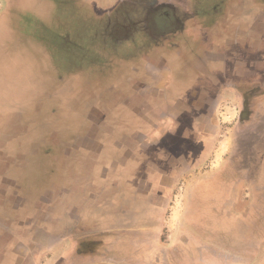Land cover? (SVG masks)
I'll return each mask as SVG.
<instances>
[{
  "label": "rangeland",
  "instance_id": "1",
  "mask_svg": "<svg viewBox=\"0 0 264 264\" xmlns=\"http://www.w3.org/2000/svg\"><path fill=\"white\" fill-rule=\"evenodd\" d=\"M220 1L0 0V104L4 105V109H0V172L5 169L7 160L15 168L28 164L29 172L42 163L40 173H30V178L26 174L22 176L30 179L31 188L35 189L31 200L35 202L44 192L47 198L51 197L53 179L47 180V173L70 166L71 160L64 157V152L72 147L64 140V133L59 136L60 150L55 154L60 157L62 151L63 162L53 170L51 150L58 144L53 140L56 130L53 125L39 124V117L48 111V105L43 107L40 103L43 93L39 91L53 84L58 70L68 74L75 69L82 72L85 60L92 65L94 72L90 75L98 85L102 67L105 75L109 73L106 70H110V76L116 71L114 61L124 52L122 48L129 45L121 43L124 38L140 37L142 43L138 49L142 53L166 55L171 46L170 42L166 44L167 40L183 36L189 43L192 36L201 33L203 26H199V22L212 26L216 14L211 8L217 2L221 4ZM248 17L244 15L239 24L247 22ZM175 42L173 46L181 51ZM171 58L167 61L171 62ZM45 59L50 61L45 62ZM167 67L176 71L175 67ZM237 67L244 69L241 65ZM240 80L237 77L235 82L239 84ZM189 85L192 87L193 82ZM250 85H243L245 101L258 95L249 92L253 88ZM205 97L208 107L215 105L209 93ZM25 100L27 103L23 105ZM224 101L226 104L206 108L205 115H201L205 128L199 131L200 137L211 135L207 146L202 147L200 156L205 154V158L196 159L202 143L196 142L198 134L192 125L177 126V129L171 125L156 126L157 134L163 137L170 134L168 130L175 128V131L161 141L160 146L149 149V155L156 154L155 149H158L159 155H167L165 161H160L159 170L164 172L179 166L180 173L178 188L173 192L177 205L166 209L157 236L142 238L143 245L158 246L151 259H146L151 260L148 264H264V116L261 113L264 106L253 107L251 103L250 107L234 109L233 99L225 97ZM10 106L12 110L9 109L7 115L6 107ZM195 111L191 109L189 116ZM212 112L215 126L212 125L214 118L212 122L209 120ZM92 130L95 135L102 131L96 126ZM89 144L91 142L86 146ZM77 147L80 153L82 146ZM98 149L95 144L94 151ZM46 154V161L50 163L44 165L43 155ZM186 154L190 157L186 158ZM99 174L96 168L93 172L96 186ZM22 179L18 178L23 184ZM39 181L46 183L34 185ZM30 192L25 190L24 194L28 196ZM124 196L119 191L115 194L120 201ZM66 197L74 199L63 206L67 211L62 210V214L70 217L78 197L70 194ZM37 201L33 202L32 209L40 205ZM85 203L86 211L77 222L79 233L85 229L90 233L101 232L109 225H117L116 217H108L107 211H103L100 198L90 197ZM32 209L29 213L34 215ZM170 214L173 219L167 220ZM64 215H59L66 225L63 234L64 229L68 232L71 228L68 225H74ZM44 218L45 223H50L48 214ZM89 243L94 245L91 248L93 260L118 255L116 249L101 254L103 246L107 245L102 233L89 237Z\"/></svg>",
  "mask_w": 264,
  "mask_h": 264
},
{
  "label": "crops",
  "instance_id": "2",
  "mask_svg": "<svg viewBox=\"0 0 264 264\" xmlns=\"http://www.w3.org/2000/svg\"><path fill=\"white\" fill-rule=\"evenodd\" d=\"M224 2V7L217 2L211 8L216 14L213 25L209 27L199 22V26H203L201 33L192 36L189 43L183 36L167 40L166 44L170 42L171 46L166 55L142 53L138 49L142 43L140 37L124 38L121 43L129 45L122 48L124 52L114 61L116 71L110 76V70H106L109 73L105 75L102 67L98 85L90 75L94 72L90 68L92 65L85 60L82 72L75 69L68 74L58 70L53 84L39 91L43 93L40 103L43 107L48 105L46 115L39 117V124L54 126V142L60 141L59 136L64 133V140L73 148L66 150L64 157L71 162L63 170L52 171L53 177L51 171L47 173V180L53 179L50 182L52 196L47 198L44 192V196L36 200L40 205L32 209L36 201L30 196H35V189L31 188L30 179L25 180L23 176L26 174L30 178V173L43 171L42 163L29 172L28 164L15 168L12 162L6 161L5 169L0 172V264L151 263L146 259H151L158 246L143 245L142 238L157 236L166 209H174L172 205H177L173 192L178 188L180 173L179 166L169 171L159 170L160 161H165L167 155H159L158 149H155L156 154L149 155V149L160 146L161 141L175 131L172 128L167 132L170 134L163 137L157 134L156 126L171 125L177 129V126L192 125L198 134L196 142L202 143L196 159L205 158V154L200 156L202 147L207 146L211 135L200 137L199 131L205 128L201 115H205L206 108H218L225 103V97L234 100L235 105H231L234 109L250 107L251 103L253 107L264 106V0ZM244 15H249V20L239 24ZM173 41H177L181 51L173 46ZM168 57H173L171 62ZM169 65L176 71L170 70ZM237 65L244 69H237ZM191 71L193 76L189 74ZM237 77L241 79L239 84L235 82ZM190 82H193L192 87ZM246 83L252 84L249 92L258 95L245 101L242 92ZM206 93L215 105L207 106ZM26 103L27 100L22 102ZM2 106L0 104V109H4ZM6 108L8 115L12 107ZM191 109L196 110L193 116H189ZM261 113L264 116V111ZM213 118L212 112L209 120H214L212 125L215 126ZM95 126L102 130L100 135L92 130ZM87 142L91 144L86 146ZM95 144L99 146L97 152ZM77 145L82 146L80 153ZM59 146L58 142L51 150L53 170L63 162L62 151L60 157L55 154ZM43 157L44 165L49 164L47 154ZM185 157L190 156L186 154ZM96 168L100 172L98 186L93 181ZM19 177L25 183H20ZM40 182L46 183L39 181L34 185L40 186ZM25 190H30L31 195L26 196ZM117 191L125 194L121 201L115 198ZM67 194L78 197L70 217L62 214V210L67 211L63 206L74 200L66 197ZM90 197L100 198L107 216L118 220L116 226L109 225L101 232L90 233L85 229L79 233L77 222L86 211L85 202ZM31 209L34 215L29 213ZM45 214L50 217V223H45ZM60 214L74 224L68 225L71 228L68 232L64 229V234L66 225ZM168 219H173L171 214ZM99 233L107 241L101 254L116 249L118 255L101 261L92 259L94 245L89 243V237Z\"/></svg>",
  "mask_w": 264,
  "mask_h": 264
}]
</instances>
